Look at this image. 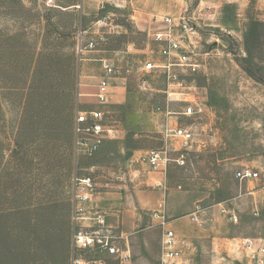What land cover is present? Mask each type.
<instances>
[{"label": "rangeland", "instance_id": "1", "mask_svg": "<svg viewBox=\"0 0 264 264\" xmlns=\"http://www.w3.org/2000/svg\"><path fill=\"white\" fill-rule=\"evenodd\" d=\"M184 13L198 25V67H173L169 79L143 70L157 60L149 33L161 23L134 17L131 0H0V264H69L77 108L105 112L114 130L79 167L116 168L168 146L177 194L175 216L165 221L188 211L192 239L176 236L184 263L241 264L238 242L256 238L254 211H264V0H185ZM91 41L96 46L79 56L78 46ZM102 59L117 73L105 105L88 97ZM189 102L195 115L165 116ZM167 121L193 132L190 148L164 142ZM243 168L256 176L239 181ZM195 212L201 226L190 220ZM152 247L133 264H161L160 246Z\"/></svg>", "mask_w": 264, "mask_h": 264}, {"label": "built area", "instance_id": "2", "mask_svg": "<svg viewBox=\"0 0 264 264\" xmlns=\"http://www.w3.org/2000/svg\"><path fill=\"white\" fill-rule=\"evenodd\" d=\"M160 23L158 30L149 33L152 43L156 45L157 60L145 62L143 70L146 73L162 70L167 73L169 79H176L171 68L198 67L196 59V49L200 40L198 25L186 13L178 17H161ZM95 46L94 41L89 42L84 48L78 46V55L80 56L85 50L93 49ZM100 63L103 74L95 86V92L88 97L93 98L99 105H105L115 93L112 81L117 73L108 60L102 59ZM141 89H147L146 81H142ZM78 96L84 95L79 94ZM191 103L189 102V106L182 112L184 116L196 114ZM165 133L177 138L183 149L191 147L193 132L190 129L165 128ZM73 134L76 170L70 186L69 264H111L112 262L121 264L129 260L130 254L127 249H122L119 245L123 236L107 222V215L96 205L100 198L94 176L96 167L91 165L82 168L78 164V159L93 157L100 150L102 142L114 135V130L108 126L105 112L97 109L77 108L74 114ZM139 161L157 169L164 167L169 158L167 150H152L141 156ZM255 176L256 174L249 168H243L236 173L239 181L250 180ZM220 213L227 216L232 223L238 222V217L233 211L222 207ZM197 214V212L192 214L190 220L201 226L202 222ZM157 217L161 220L159 226L162 229L161 264H184L174 231L167 227L168 222L163 216ZM238 248L244 252L250 264H264V234L259 238H241Z\"/></svg>", "mask_w": 264, "mask_h": 264}, {"label": "crops", "instance_id": "3", "mask_svg": "<svg viewBox=\"0 0 264 264\" xmlns=\"http://www.w3.org/2000/svg\"><path fill=\"white\" fill-rule=\"evenodd\" d=\"M184 3L185 0H131V7L133 8L134 17L142 20L148 18L160 19L164 16H180L184 9ZM172 115L183 114L171 111L165 113L166 117ZM167 124V128L175 129L169 126V121H167ZM161 133L164 142L169 143V146L173 145L174 142L177 145L180 144V149L185 150L177 138L167 135L165 131H161ZM110 140L103 141L98 153L102 152L106 143ZM70 141L74 155L73 123L70 130ZM140 152L144 151L141 150ZM176 152H179L178 149ZM167 155L169 158L168 163L164 167H158L157 169L141 163L139 159L125 160L118 164L116 168H106L101 163L98 166L96 165L97 169L94 176L96 183L97 181L99 183H97V188L100 193V198L97 200L96 205L107 215V222L116 228L118 234L123 236V240L119 242V245L122 249H127L130 254L129 260L121 264H133L135 261L144 260V257L153 251L152 245L155 248H159V246L161 248L162 230L159 226L160 222L158 223L155 220V216H159V214L164 218L166 216L168 218L175 216L171 214L175 212L171 201L173 195L177 193L171 187L172 177L169 169V163L174 160L170 158L171 150H169L168 146ZM175 161L177 162L178 159ZM233 212L236 214V211ZM255 212L257 213V233H253L252 237L259 238L264 234V211ZM152 213L158 214L153 216V219H150V214ZM187 213L188 211L168 222V227L170 226L174 229V233L178 238H188V234H190L185 233L188 228L186 218L189 214L187 215ZM153 235L156 238L154 241ZM189 238L192 239L191 234ZM195 238L193 236L196 242ZM181 244L178 241V248L182 251V261L184 263L185 253ZM161 254L162 248L159 257L156 256L155 258L160 260ZM241 254L243 255L241 264H250L244 252L241 251Z\"/></svg>", "mask_w": 264, "mask_h": 264}, {"label": "trees", "instance_id": "4", "mask_svg": "<svg viewBox=\"0 0 264 264\" xmlns=\"http://www.w3.org/2000/svg\"><path fill=\"white\" fill-rule=\"evenodd\" d=\"M115 264L117 263V262H114Z\"/></svg>", "mask_w": 264, "mask_h": 264}]
</instances>
